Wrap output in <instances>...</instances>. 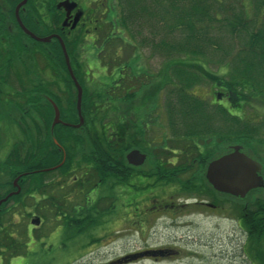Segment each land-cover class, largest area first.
Instances as JSON below:
<instances>
[{
	"label": "trees",
	"instance_id": "obj_1",
	"mask_svg": "<svg viewBox=\"0 0 264 264\" xmlns=\"http://www.w3.org/2000/svg\"><path fill=\"white\" fill-rule=\"evenodd\" d=\"M104 10L99 21L103 44H98L97 54L101 62L106 58V74L116 76L104 84V92H97L99 86H91L93 92L87 88L82 39L66 44L84 90L85 123L80 129L63 123L53 127L52 102L63 122L80 121L77 88L58 41L40 43L39 57L31 55L29 71L19 73L16 83L9 75L0 79L1 85L18 89L0 94V111L20 112L15 122L23 138L0 159V199L17 190L14 181L21 176V192L1 206L0 254L5 238L10 259L27 254L31 237L29 227H17L20 211L39 214L40 223L61 218L58 222L76 237L100 227L107 213L99 202L87 201L96 186H128L134 176L142 175L218 206L219 196L231 198L233 213L245 227L252 261L264 264V187L245 198L225 195L212 188L204 173L211 160L234 145L250 150L264 172V150H258L264 148V117L246 115L247 108H264V0H104ZM139 45L165 63L166 74L158 76L163 82L159 81L162 106L154 84L141 99L146 106L156 101L155 108L163 107L165 132L157 138H149V124L139 128L133 121L139 118L131 100L137 92L128 90L135 87L130 81L141 75L131 63L141 52ZM127 47L133 50L121 60ZM201 87H208L214 99L196 95L194 90ZM135 148L148 153V169L128 162L127 154ZM84 189L85 204L70 203L68 193ZM252 196L253 201L242 203ZM5 215L12 228L5 225Z\"/></svg>",
	"mask_w": 264,
	"mask_h": 264
},
{
	"label": "rangeland",
	"instance_id": "obj_2",
	"mask_svg": "<svg viewBox=\"0 0 264 264\" xmlns=\"http://www.w3.org/2000/svg\"><path fill=\"white\" fill-rule=\"evenodd\" d=\"M55 1H51L50 7ZM0 9L9 12L10 19L5 18L3 20L4 24L14 25L15 4L0 0ZM2 14L0 15L1 18L3 17ZM85 43L86 41H84ZM98 44H103V42ZM139 49H141V52L134 54L131 63L133 70L138 69V73L141 75L130 81V84H134L135 87L128 90L129 93L131 91L137 92L136 97H132L131 100H133V110L139 112V118L136 117L133 121L139 128L149 124L148 133L151 134L149 136L147 133V137L157 138L165 132L166 118L163 107H161L164 93L159 89L160 80L158 78L159 74H166L165 63L161 57L150 56L148 49L142 50L140 45ZM131 50L128 47L124 48L120 59L127 60ZM97 52V47L86 46L83 49L82 56L88 80L87 88L99 86L95 87L97 92H104V84L109 83L110 79H116V76L113 74L111 77L106 74V65L103 63L106 62V58L99 63L97 61L99 53L97 54ZM32 61V58L27 59V56L24 55L18 61V64H10L9 71L18 68L23 73L26 70L29 71ZM10 78L13 83H16L17 78L15 75ZM153 84L155 85L154 91H160L159 101L161 106L158 109L155 108L156 101L150 106H146L141 101L145 96L144 93L146 94V91L150 90L149 88ZM90 90L93 92L92 87ZM194 93L204 98L213 96L214 99V93L208 87L196 88ZM213 102L216 101L213 100ZM251 109V107L247 108V117H264V108L258 111ZM230 111L233 114L236 113L233 110ZM0 113V121H2L0 140L3 139L0 152L3 159L6 158L13 145L23 138H21V133L15 122L19 120L20 112L13 109L8 114L7 110L4 109ZM106 126L111 127L110 125ZM99 128L101 129L102 126H99ZM158 141H160L159 138L156 139V142ZM137 149L146 153L147 158L142 165V169H148L151 166L148 153L143 151L142 148L132 150ZM258 150L262 152L264 148L259 147ZM243 151L250 157L252 156L251 151L247 148L244 147ZM205 172L206 167L204 168ZM261 175L264 178V172ZM134 177L128 186L116 185L114 188H110L108 184H99L89 194L87 189H84L83 192L76 190L70 194L68 193V196L72 198L70 203L79 205L85 204L84 196L87 194L90 205L95 200H99L100 196L105 198L99 203L100 210L107 209V213L101 218L102 225L76 237L71 236L72 231L66 230L58 222L61 218L57 217L56 219L52 217L54 222L43 223L37 230L31 231L33 228L31 220L41 216L37 213L29 216L24 210L20 211V216L16 215L15 217L17 227L19 230L29 227L31 237L28 242L27 254L11 259L8 257L4 264H256L255 261H252V257L248 252L245 227L233 213L231 198L226 201V197L219 196L220 206L217 207V210L206 209L195 199L199 198L198 200H200L203 197L189 198L187 195L177 192L175 187L161 185L160 183L156 184L151 177L142 175ZM65 189L67 190L69 187ZM150 199L155 201L167 199L166 204H173L176 207H166L167 211L157 212L153 202L152 206L149 204ZM254 199L255 197L252 196L242 203L245 204L246 201L251 202ZM222 200L224 201L221 202ZM29 202L32 203L33 201L30 200ZM7 220V228H12L9 225V215H7ZM154 248H172L173 250H171L172 253L157 258L140 255L136 260L118 263L119 258L131 252Z\"/></svg>",
	"mask_w": 264,
	"mask_h": 264
},
{
	"label": "flooded vegetation",
	"instance_id": "obj_3",
	"mask_svg": "<svg viewBox=\"0 0 264 264\" xmlns=\"http://www.w3.org/2000/svg\"><path fill=\"white\" fill-rule=\"evenodd\" d=\"M6 1H8L9 4H15L16 9V7L23 0ZM51 1L52 0H27L19 10L21 20L23 21L25 27H27L34 35L38 37L59 35L67 45H73L77 40L82 39L83 49L86 46H98V43L101 39L99 32V21L102 19V17H100V15L105 11L104 0H56L50 7ZM99 9H102L100 14L98 12ZM1 13H3V17H0V79L1 77L7 75L10 77L15 75L17 78L18 74H22L23 71L21 72L19 68L17 70L9 71L10 64H18V61H20L21 57L23 58L24 55L27 56V59H30L32 54L39 57L41 42L28 34L21 27L16 18V10H14V25L4 24L5 22H3L5 18L10 19L9 12L7 10L0 9V15ZM54 40L60 43L59 39L56 37H53L50 42ZM84 41H86L85 44ZM23 47L24 50L22 49ZM7 59H9L10 62L6 63ZM8 91L9 93L14 94L17 93L18 89H16L14 86H11L10 88L5 87L0 83V94H4ZM1 125L2 121H0V128L2 127ZM1 143H3L2 138L0 140V147H2ZM1 155L2 154L0 152V159L2 161L5 158L2 159ZM97 201L99 203L102 202L99 200ZM97 201L95 200L94 203H97ZM166 201L167 200L155 201L150 199V202H148L151 206L153 202V206L157 208V212L161 210L167 211L168 209H165L166 207H176L173 204H166ZM196 202H199L200 205L206 209L217 210V207H219L214 201L211 200L196 199ZM4 218L6 225L7 215H5ZM42 224L43 222L41 221L40 224L34 226V230H37ZM171 250L173 249H145L143 251L131 252L122 258H119L118 260H121L123 263H127L128 261L138 259V256L140 255H146V257L149 258H157L159 256L172 253ZM1 251L2 253L0 254V262L1 264H4V261H6L8 258V244L6 238L2 241Z\"/></svg>",
	"mask_w": 264,
	"mask_h": 264
},
{
	"label": "water",
	"instance_id": "obj_4",
	"mask_svg": "<svg viewBox=\"0 0 264 264\" xmlns=\"http://www.w3.org/2000/svg\"><path fill=\"white\" fill-rule=\"evenodd\" d=\"M26 1L27 0H23L16 7V18L18 23L28 34H30L40 42L48 43L53 37L59 39L64 52L65 61L69 73L78 90L77 109L80 117V122L78 124H69L63 122V120L61 119L59 107L55 102H52L55 111L53 127L56 124L63 123L75 128H80L84 124V117L82 114L83 88L72 69L66 45L59 35L38 37L34 35L27 27H25L23 21L21 20L19 10L21 6L26 3ZM146 157V154L142 153L141 151L133 150L128 153L127 160L131 165L141 166L142 164H144ZM262 169V163L246 154L243 151L242 145H234L232 146V150L230 152L225 153L208 163L205 177L215 191L238 198H245L252 190L264 187V178L261 175ZM20 178L21 176L17 177L14 181V186L17 187V190L10 192L5 198L1 199L0 207L2 203L6 202L10 197L20 192L21 188L18 183ZM31 223L40 224V218L32 219ZM118 263H121V261L119 260Z\"/></svg>",
	"mask_w": 264,
	"mask_h": 264
}]
</instances>
